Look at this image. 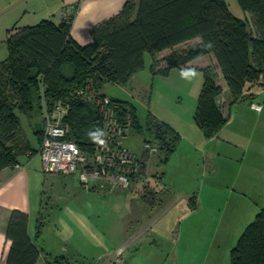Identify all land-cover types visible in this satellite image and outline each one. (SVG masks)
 I'll return each instance as SVG.
<instances>
[{"label":"trees","instance_id":"trees-1","mask_svg":"<svg viewBox=\"0 0 264 264\" xmlns=\"http://www.w3.org/2000/svg\"><path fill=\"white\" fill-rule=\"evenodd\" d=\"M238 1L252 16L251 25L249 17L232 13L226 0H128L117 15L92 28L93 41L87 45L70 35L75 10L60 23L44 19L10 29L7 56L0 61V170L39 150L23 133L19 112L27 115L41 144L45 111L61 99L71 100L66 119L72 137L84 149L92 150L102 117L92 102L77 97V89L89 81L101 91L106 83L126 84L144 68L146 52L153 58V71L162 73L213 53L229 90V104L256 98V87L264 90V0ZM197 37L199 43L166 55L164 66H160L159 52ZM203 71L195 121L205 138L211 139L219 136L231 114L223 111L224 87L214 68ZM115 100L129 108L133 134L147 133L144 140L157 144L159 162L167 163L181 141L179 131L156 117H149L143 128L136 106ZM43 223L39 219L37 236ZM6 233L12 240L7 264L38 263L43 249L30 235L28 213L13 211ZM47 256V264H80L64 255ZM231 264H264V208L231 250Z\"/></svg>","mask_w":264,"mask_h":264},{"label":"rangeland","instance_id":"rangeland-1","mask_svg":"<svg viewBox=\"0 0 264 264\" xmlns=\"http://www.w3.org/2000/svg\"><path fill=\"white\" fill-rule=\"evenodd\" d=\"M226 1L251 25L238 0ZM144 56V68L129 82L106 83L103 91L133 103L143 128L149 117L174 126L181 135L177 150L165 164L152 155L130 189L113 194L87 192L71 174L43 172L37 153L31 167L43 191L46 238L63 253L66 237L74 248L69 259L80 264H231V250L264 208V90L257 86L254 100L263 110L250 101L235 104L219 136L207 139L195 121L203 69L186 63L154 72L151 54ZM19 115L37 148L27 115ZM145 137L133 134L128 143L138 148ZM59 221L63 236L51 229Z\"/></svg>","mask_w":264,"mask_h":264},{"label":"crops","instance_id":"crops-1","mask_svg":"<svg viewBox=\"0 0 264 264\" xmlns=\"http://www.w3.org/2000/svg\"><path fill=\"white\" fill-rule=\"evenodd\" d=\"M127 1L128 0H0V61L7 56L6 40L9 35V30L13 27L35 25L44 19H51L56 23H60L63 21L64 12L70 14L75 10L71 22L70 35L79 44L87 45L93 41L91 34L92 28L108 20L112 16L117 15ZM135 1L139 2L140 0ZM13 32H15V30H13ZM200 40L201 39L197 37L159 52L157 54V59L159 60L160 66H164L165 61L162 59L166 55L174 51L186 50L199 43ZM187 64L201 69L217 67L216 57L213 53L200 56ZM220 76L221 77H218V82L224 87V95L228 101L223 111L225 114H231L232 117L234 105L232 106L229 104V99H227L230 96L229 90L221 73ZM256 99L257 98H253L243 101H250L252 103L255 102L254 100ZM236 104H239V102ZM236 106L237 105H235V107ZM39 147L40 144L38 143L37 148ZM35 156L36 155L29 156L28 152L19 158V165L8 166L0 170V178L3 180L2 185H0V264L8 263V255L12 240L8 238L6 230L10 216L15 210L29 214L30 235L35 243L43 249V254L37 264H47V254L51 256L64 255L71 258L69 253L74 250L71 245H68L70 242L67 241L66 237H63L64 239H62V242H64V247H68V252H56L58 250H55L54 244H49L46 238L47 234L45 232L48 229L45 228V221L41 233L38 236L36 235L39 219L43 220V215L40 211L43 203V191L41 190L39 175L37 171L31 167V162L34 160L33 158ZM71 176L75 181L78 179L74 174H71ZM71 181L69 179L68 183ZM83 189L86 190L84 187ZM59 223L60 221L55 223L54 229H51L55 235L63 236V229L59 227Z\"/></svg>","mask_w":264,"mask_h":264},{"label":"built area","instance_id":"built-area-1","mask_svg":"<svg viewBox=\"0 0 264 264\" xmlns=\"http://www.w3.org/2000/svg\"><path fill=\"white\" fill-rule=\"evenodd\" d=\"M67 15L64 12L63 16ZM76 95L98 108L102 129L92 150L84 149L72 137L66 119L71 100L61 99L52 110L46 109L44 136L38 150L43 171L74 174L87 191L113 194L130 189L159 146L145 140L138 148L129 145L128 140L133 135V117L129 108L107 96L91 81L78 88ZM252 107L257 111L263 108L262 104L255 102ZM2 183L0 178V185Z\"/></svg>","mask_w":264,"mask_h":264},{"label":"clouds","instance_id":"clouds-1","mask_svg":"<svg viewBox=\"0 0 264 264\" xmlns=\"http://www.w3.org/2000/svg\"><path fill=\"white\" fill-rule=\"evenodd\" d=\"M93 138H98V137H95V136H94Z\"/></svg>","mask_w":264,"mask_h":264}]
</instances>
